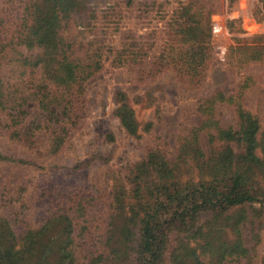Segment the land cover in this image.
<instances>
[{
    "label": "rangeland",
    "instance_id": "374dc122",
    "mask_svg": "<svg viewBox=\"0 0 264 264\" xmlns=\"http://www.w3.org/2000/svg\"><path fill=\"white\" fill-rule=\"evenodd\" d=\"M0 81L11 264H134L168 182L236 170L258 201L168 225L156 264H264V0H0ZM247 116L251 165L218 139Z\"/></svg>",
    "mask_w": 264,
    "mask_h": 264
},
{
    "label": "trees",
    "instance_id": "16d2710c",
    "mask_svg": "<svg viewBox=\"0 0 264 264\" xmlns=\"http://www.w3.org/2000/svg\"><path fill=\"white\" fill-rule=\"evenodd\" d=\"M54 26L55 22L53 20H48L45 23V30L41 34L42 39L53 36ZM35 34L37 35L38 31ZM243 116L245 115L243 114ZM120 119L122 124L129 130H134V123L130 120L128 114L121 113ZM257 129V120L247 116L244 125L242 124L238 131H234L230 128L223 129L220 134H218V139L222 142H228L233 139L242 140L244 145V159L250 162L249 165H251L257 160L254 156L255 134ZM199 155L200 154H197V156ZM210 158H212V155H210ZM150 159L152 160L150 163L146 161L142 165L147 166L153 164L155 161H159L153 157ZM214 159L211 160V163ZM221 161L226 160L221 159L219 162ZM206 169L208 170L209 168L206 167ZM160 182H162V180H160ZM168 183V186L165 188L166 192L159 196L152 208L144 212L143 218L140 221V251L139 258L134 264L158 263L160 260L162 233L168 225L188 224L191 222L192 217L201 213L203 209L215 208L217 210H223L226 207L241 205L245 202L258 201L253 194L249 193L250 189L243 186L241 174L238 170L229 176H226L224 173L212 176L211 181L202 178L193 184L186 183V188L178 186L174 180ZM161 197H163V199H161ZM9 228L8 221L0 217V264H11L14 259L13 252L9 248H6V246H2L9 237ZM128 231V229L125 230L126 233H128ZM40 235V231L30 232L29 239L30 241L35 240V238H38ZM63 250L60 256L65 259L69 257V255H67L69 253L66 247H64ZM223 252L224 250L221 253ZM231 253L233 254L234 251H231Z\"/></svg>",
    "mask_w": 264,
    "mask_h": 264
}]
</instances>
